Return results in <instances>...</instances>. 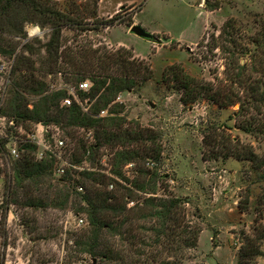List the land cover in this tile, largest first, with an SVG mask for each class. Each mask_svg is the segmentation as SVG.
<instances>
[{
  "label": "rangeland",
  "instance_id": "1",
  "mask_svg": "<svg viewBox=\"0 0 264 264\" xmlns=\"http://www.w3.org/2000/svg\"><path fill=\"white\" fill-rule=\"evenodd\" d=\"M32 1L44 10L39 14L41 22H26V35H16L13 25L24 13L13 12L6 31L0 32V59L13 62L2 107L5 119L0 122V141H16L12 147L18 149L19 159L30 154L27 145L33 144L35 160L41 161L51 158V154L40 141L46 139L47 144L64 139L65 158L76 168L67 169L71 180L60 181L62 176L56 170L63 164L55 157L54 174L42 184V190L29 196L20 191L19 203L10 204L17 199L11 192L15 189L17 159L0 151V264H264V0ZM56 12L68 20L57 54L62 69L48 73L56 54L47 53L53 27L43 23L51 22ZM112 19L114 25L107 26ZM228 22L234 26L229 28L232 38L223 34ZM133 25L142 26L154 37H139L131 32ZM123 49L129 51L123 52L126 57L131 52L132 57L146 60L154 77L140 89L119 94L105 108L109 115L99 117L100 110L97 117L112 119L107 124L113 127L110 131L118 127L120 131L127 130L137 123L149 130L154 140L140 143L144 152L135 144L128 147L138 150L141 158L119 170L116 154L123 150V142L105 144L91 152L98 141L94 128L35 123L13 115L10 104L17 91L30 108L41 103L40 95L15 87L22 76L34 74L46 82L49 93L61 91L67 96L70 87L78 86L77 78H85L93 85L88 74L93 72L87 69L97 66L98 55ZM174 64L210 84L223 105L233 104L222 106L221 102L201 97L184 105L174 80L163 79L165 69ZM79 95L83 103L89 100L90 110L95 100L84 99L82 92ZM64 98L59 109L52 108V117L56 118L62 108H70L62 107ZM205 133L210 139L215 138L217 154L204 144ZM83 146L88 149L87 154ZM155 148L161 150L158 162L145 158L146 152ZM229 148H233L232 156L224 157L231 152ZM130 163L134 167L128 168ZM87 164L94 169L91 172L105 173L104 183L93 188L91 181L80 175L84 170L77 167ZM147 170L163 178L153 179ZM113 171H121L129 179L128 184L126 179L112 177ZM108 177L117 180L112 183L113 188L112 184L107 185ZM77 181L85 182L88 194L90 190L108 191L126 204L125 215L106 213V218L119 226L118 231L101 230L100 248L114 252L111 259L85 252L93 230L88 214L77 211L78 204L87 206L85 191L75 189ZM121 184L131 186V198L124 200L127 191ZM135 184H145L147 190H139ZM67 194L69 203L57 205ZM31 196L37 201L43 199L44 206L27 205ZM155 197L180 198L185 202V211L178 216L182 226L174 231L200 228L196 248L179 245L178 236L170 235L172 230L156 242L158 220L146 217L150 211L146 200ZM180 241L184 242L182 238ZM252 246L260 248L261 255L240 261V251L247 253Z\"/></svg>",
  "mask_w": 264,
  "mask_h": 264
},
{
  "label": "trees",
  "instance_id": "2",
  "mask_svg": "<svg viewBox=\"0 0 264 264\" xmlns=\"http://www.w3.org/2000/svg\"><path fill=\"white\" fill-rule=\"evenodd\" d=\"M35 3L36 2L32 0H0V23L3 25H0V32L6 31V26L9 25V23L7 24V20H11V13L13 12V15H16L15 13H17L18 11H20V13H24L22 18L13 25V28H15L14 31H17L16 35H21L24 33V24L26 22H41L39 14L43 13L42 11L44 10H39L38 5ZM141 10L142 9H139V11ZM26 11L28 12L26 13ZM114 22L115 19L110 20L107 26L114 25ZM48 23H50L53 27V34L46 46L47 53H49L48 55L50 56H54L56 54V60H54L51 65H49L50 70H48V73L61 72L62 66L59 68L57 54L59 53L60 49L59 44L62 29L63 26L68 23V20L66 19V16L56 12V16H53L51 22H44L43 25H46ZM231 27L233 28L234 26H232V24L230 25V22H228L224 26L223 34L225 33L228 38L233 37L231 31L229 30V28ZM24 35L26 34L24 33ZM5 41L7 42L6 39ZM96 52L95 54H97ZM123 52L129 51L123 49V51L108 52L105 55L97 54V66L94 68L91 67L90 69H87L88 71L93 72V74L88 73L91 74V80L93 81V85L87 93L82 92V95L84 99L90 97V101L95 100L94 103L91 105V108L88 113H83L81 111V108L78 105L74 104L69 109L62 108L61 110H59L56 114V118L52 117V108L57 107L59 109L60 100L65 97L66 93H62L61 91L49 93V88L46 85V82L38 80V78H36V75L33 74L26 75V77L22 76L23 80L15 82V87H23L26 91H29L34 95H40L41 97L39 99V102L41 103L35 104L32 108H30L25 98L22 97L21 94L17 91L14 95V98L12 99L13 102L10 104V107L13 111V115L20 119H23L24 121L30 120L35 123H62L69 126H82L94 128L98 133V141L92 146L91 152L100 149L105 144H115V142H123V150L119 151L116 154L117 159H119L118 168L119 170H121L120 168L124 164L133 161L137 157H142V154L138 150L128 149V147L131 148V146H134L135 144L138 146L137 148L141 149V152H144L145 150L141 148L142 145H140V143L146 139H153L148 134L149 130L145 128L143 129L140 123H137L134 127L127 130L120 131V127H118V130L110 131L109 129H112L113 127L110 124H107L109 121L111 122L112 119L97 117L100 110L108 108L112 103H114L119 94L123 92H133L136 89H140L147 81L151 80L154 77V72L146 60H139L136 59L134 56L132 57L131 52V56L126 57ZM85 56L87 57V55ZM78 68L79 67L77 66V69ZM80 73L81 72H78L77 75H81ZM167 78H171L174 80V85H176L179 89L181 93V102L184 105L193 104L197 102L201 97H207L215 103H222L220 98H218L217 94L212 92L213 88L210 84H207L206 82H204V80L190 76L186 73V70L181 65L174 64L167 67L164 71L163 79L166 80ZM77 79L79 82H81L84 81L85 78ZM223 104L224 103H222L221 105L228 106L232 105L233 102L229 104L226 103L227 105ZM145 132L147 133L148 138H144ZM208 136V134H204V144L211 148L210 151L217 154L218 151L214 150L215 147L213 144L216 142L215 138L211 136L212 139H210V136ZM5 143L6 141L0 142V151L4 149ZM230 144H232V142ZM83 149L84 154H87L88 149H86L85 146H83ZM27 150L30 152V154L26 155L25 158L23 157L21 159L16 160L15 162L16 183L15 189H11V192L15 197L17 196V199L14 201V203L11 202L10 204L19 203L20 191L25 193L24 196H29V193H33V191H41L42 184H44L47 181L48 177L53 175L55 171L54 164L56 159H54V157L51 156V158L49 159L38 161L35 160L36 156L33 154L36 152V146L33 144L27 145ZM229 150L231 152L229 154H224V157L232 156L233 148H229ZM146 157H150L154 161L158 162L161 157V150L155 148L151 151V153L147 154L146 152L145 158ZM98 171L99 170L91 172L85 170L81 172L80 175L82 177L86 176V178L91 181L92 187L95 188L98 184L101 185V183H104L103 179L107 178L105 173H103L102 171ZM140 172L146 173V171ZM147 174H150L153 179L156 180L159 179L158 177L163 178L158 175L157 172H151L150 170H147ZM112 177L118 179H120L121 177L123 179H126L125 183L128 184L129 179L125 178L121 171H113ZM114 178H109L110 183L107 185H111L113 182H117V180L115 181ZM59 180L64 182H67V180H71L70 171L67 170L66 174L59 178ZM120 180L122 181V179ZM135 185L139 190H147V186L145 184ZM122 186L127 191V196L126 198L124 197V200L131 198L133 194L131 186ZM79 187L84 188L85 194L83 195V198L86 200L87 206H83L80 203L78 204L79 207L77 208V211L85 212L88 214L89 225L93 230V236H91L90 242L85 243V252L89 253L93 257H103L106 259H111L114 255V252H108V250L104 251L100 248L102 243L100 238L101 230L103 228H108L110 230H114V232L118 231L119 226H115L112 222H110L106 218V213L108 211H111L116 216L119 215V217L125 215V211L127 210L126 204H121L119 202L120 200L118 199V197L108 191L102 192L100 190H90L88 194L86 192L85 182L83 181L76 182V191ZM30 199V201L26 202L27 205L44 206L43 199L42 201H37V199H35L33 196H31ZM54 199L56 200V197ZM69 199L70 195L67 194L65 196V200L59 201V204L57 205L63 207L69 203ZM157 200L159 203L156 202ZM146 203L150 206V211L147 212V214L149 215H146V217L157 218L158 220V225L156 227L158 238L156 240L157 243L160 241L159 238H161L163 235H166L168 231L170 232L172 230V233L170 235L178 236L177 238H179V245L182 244L188 248L197 247L200 228H194V231H192V228L188 229V231H185L183 228L181 232H175V229L181 228L182 226L178 224L180 220L178 216L182 212V210L185 211L186 208V205L184 204L185 202L182 199L173 197L165 199H156L155 197L148 198L146 200ZM127 221L128 220H126L125 223H127ZM186 233L190 234V236L185 238L182 234ZM181 238L184 240V242H181L182 240L180 241ZM261 253L262 252L260 248H255V246H252L249 247L247 253L244 251H240L239 259L240 261L248 258L255 259L257 256H260Z\"/></svg>",
  "mask_w": 264,
  "mask_h": 264
},
{
  "label": "built area",
  "instance_id": "3",
  "mask_svg": "<svg viewBox=\"0 0 264 264\" xmlns=\"http://www.w3.org/2000/svg\"><path fill=\"white\" fill-rule=\"evenodd\" d=\"M13 70V62L10 61H3L2 59H0V122L5 119V117L2 115V107L4 105V100L6 97V93L8 90V86L11 83L10 80V73H12ZM6 75H8L9 77H6ZM92 87V83L89 80H84L79 82L77 87H70V91L68 92V95L65 96V98L62 100L61 105L62 107H71L74 104L78 105L82 110H84L86 113L89 112V100H86V103L84 104L83 101L80 98L79 92H88L90 90V88ZM109 115V109H104L101 110L99 117H104ZM14 122H11V125H14ZM48 129H51L50 126H47ZM44 128V127H43ZM44 137V136H43ZM51 138L54 139L55 138V133L51 134ZM34 141V140H33ZM1 142V141H0ZM46 139L44 141H40V143H42L45 148L49 151V153L51 154L52 157H56L60 163L63 164V166L60 168H58L56 170V172L58 171L60 173L61 176H64L67 172V169L70 168H76V166L72 165L71 163L68 162V160L65 158V150H66V143L64 141V139H55L54 143H52L51 141L49 143L46 144ZM38 144V142H36ZM12 144L17 145L16 141H14V143L11 142H7L4 145V149H2V151H7L8 153H10L15 159H19L20 158V154L18 152V149H16L15 147H12ZM134 163H130L127 167L128 168H132L134 167ZM79 168V170H94L91 169L88 164L87 166H83V167H77ZM111 188H113V185H111ZM79 191H84L83 187H79L78 188ZM80 222L82 223L83 220H80Z\"/></svg>",
  "mask_w": 264,
  "mask_h": 264
},
{
  "label": "water",
  "instance_id": "4",
  "mask_svg": "<svg viewBox=\"0 0 264 264\" xmlns=\"http://www.w3.org/2000/svg\"><path fill=\"white\" fill-rule=\"evenodd\" d=\"M131 32L138 35L141 38H145V39H151L152 38V34H150L149 32H147L142 26L140 25H133L131 28Z\"/></svg>",
  "mask_w": 264,
  "mask_h": 264
}]
</instances>
